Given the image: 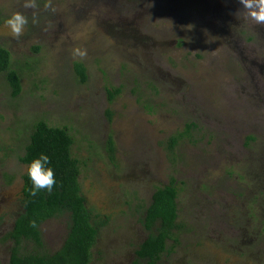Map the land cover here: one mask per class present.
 I'll use <instances>...</instances> for the list:
<instances>
[{"label": "rangeland", "instance_id": "rangeland-1", "mask_svg": "<svg viewBox=\"0 0 264 264\" xmlns=\"http://www.w3.org/2000/svg\"><path fill=\"white\" fill-rule=\"evenodd\" d=\"M24 3L0 0V44L21 79L13 97L0 75V236L22 211L18 158L45 120L68 128L85 204L106 219L90 264L131 263L147 236L140 205L171 178L178 240L158 264H264V24L238 19L239 0ZM14 12L28 18L18 38L4 24ZM189 125L171 154L169 137ZM40 228L43 250L54 252L67 217Z\"/></svg>", "mask_w": 264, "mask_h": 264}, {"label": "trees", "instance_id": "trees-1", "mask_svg": "<svg viewBox=\"0 0 264 264\" xmlns=\"http://www.w3.org/2000/svg\"><path fill=\"white\" fill-rule=\"evenodd\" d=\"M79 81H86V71L82 62H75ZM4 74L11 95L16 97L21 91V79L17 69L12 68L10 52L0 44V75ZM119 87L108 90L111 102L120 93ZM191 125L169 137L166 150L173 154L179 140L191 131ZM73 139L66 126L49 125L45 120H37L32 125L29 140L19 161L26 166L43 153L49 156L56 183L51 192L40 190L32 194V184L25 170L22 175V211L14 219L12 228L4 240H10V255L6 264H89L91 249L97 238L98 229L106 219L97 216L86 206L78 181V160L72 156ZM110 157L115 153L114 141L107 139ZM178 188L174 178L169 183L156 187L148 204H141L139 222L147 231L146 238L134 251L135 258L130 264H158L166 253L168 241L176 242L178 223ZM67 217V234L54 252L43 249L41 224L50 218ZM31 246V249L28 247ZM1 264V263H0Z\"/></svg>", "mask_w": 264, "mask_h": 264}, {"label": "clouds", "instance_id": "clouds-1", "mask_svg": "<svg viewBox=\"0 0 264 264\" xmlns=\"http://www.w3.org/2000/svg\"><path fill=\"white\" fill-rule=\"evenodd\" d=\"M239 3L242 5V10L235 14L238 19H250L256 24H264V0H239ZM24 7L36 8V0H25ZM45 7H51V4H46ZM4 24L10 30L11 35L18 38L23 34L28 18L22 13L14 12L4 21ZM72 54L84 58L87 56V51L74 48ZM26 171L32 184L33 195L40 190L52 191L56 179L48 155L41 153L38 158H34L26 166Z\"/></svg>", "mask_w": 264, "mask_h": 264}, {"label": "flooded vegetation", "instance_id": "flooded-vegetation-1", "mask_svg": "<svg viewBox=\"0 0 264 264\" xmlns=\"http://www.w3.org/2000/svg\"><path fill=\"white\" fill-rule=\"evenodd\" d=\"M13 224H14V222H13ZM13 226V225H12ZM12 228V227H11ZM10 228V229H11ZM9 229V230H10ZM8 230V231H9ZM8 231H6L5 233H3V235L2 236H0V242L1 243H4V242H6V243H8V245H7V247H8V256L10 255V251H9V249H10V246H11V241L10 240H4V236H5V234L8 232ZM96 241V240H95ZM43 250V249H42ZM92 250V249H91ZM8 259H9V257H8ZM90 264V263H89Z\"/></svg>", "mask_w": 264, "mask_h": 264}]
</instances>
